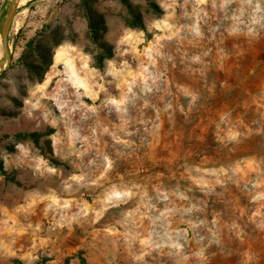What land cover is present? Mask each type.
Masks as SVG:
<instances>
[{
    "label": "rangeland",
    "instance_id": "rangeland-1",
    "mask_svg": "<svg viewBox=\"0 0 264 264\" xmlns=\"http://www.w3.org/2000/svg\"><path fill=\"white\" fill-rule=\"evenodd\" d=\"M84 1L11 27L0 264H264V0Z\"/></svg>",
    "mask_w": 264,
    "mask_h": 264
},
{
    "label": "water",
    "instance_id": "water-1",
    "mask_svg": "<svg viewBox=\"0 0 264 264\" xmlns=\"http://www.w3.org/2000/svg\"><path fill=\"white\" fill-rule=\"evenodd\" d=\"M20 2L21 0H10L3 16V21L0 29V47L2 51V56L0 58V74H2L6 70V68L9 67V64L11 62L9 36L12 24L15 20L18 8L20 6Z\"/></svg>",
    "mask_w": 264,
    "mask_h": 264
},
{
    "label": "trees",
    "instance_id": "trees-1",
    "mask_svg": "<svg viewBox=\"0 0 264 264\" xmlns=\"http://www.w3.org/2000/svg\"><path fill=\"white\" fill-rule=\"evenodd\" d=\"M84 5H85V14H86V18L88 20V32H89V36L91 38V40L93 42H98L99 41V28L97 26V22L95 21L91 9L90 7L87 5V3L83 0ZM128 4V3H127ZM155 8H157L156 5H154ZM131 13L134 14L133 10L131 9V7L129 8ZM137 17V16H136ZM14 23V22H13ZM13 26V24H12ZM18 36H22L21 35V31H19ZM27 44L30 46L32 45V42L29 41L27 42ZM104 48L107 50V52H111V47L109 45H104ZM31 135L33 136V138H35L36 136L34 134L31 133ZM0 173L4 174L5 173V169H4V165H3V160L0 157Z\"/></svg>",
    "mask_w": 264,
    "mask_h": 264
},
{
    "label": "built area",
    "instance_id": "built-area-1",
    "mask_svg": "<svg viewBox=\"0 0 264 264\" xmlns=\"http://www.w3.org/2000/svg\"><path fill=\"white\" fill-rule=\"evenodd\" d=\"M2 4H3V3L0 4V9H1V7H2Z\"/></svg>",
    "mask_w": 264,
    "mask_h": 264
},
{
    "label": "bare ground",
    "instance_id": "bare-ground-1",
    "mask_svg": "<svg viewBox=\"0 0 264 264\" xmlns=\"http://www.w3.org/2000/svg\"><path fill=\"white\" fill-rule=\"evenodd\" d=\"M0 42H1V38H0ZM1 48V47H0ZM0 54H1V50H0Z\"/></svg>",
    "mask_w": 264,
    "mask_h": 264
}]
</instances>
